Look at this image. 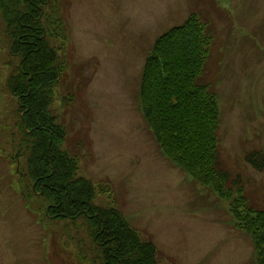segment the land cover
Masks as SVG:
<instances>
[{"label":"rangeland","instance_id":"374dc122","mask_svg":"<svg viewBox=\"0 0 264 264\" xmlns=\"http://www.w3.org/2000/svg\"><path fill=\"white\" fill-rule=\"evenodd\" d=\"M67 67L52 109L67 128L64 144L79 156V175L111 192L114 205L158 264H254L251 236L236 227L229 201L193 179L160 148L139 101L145 58L159 35L196 12L214 42L204 79L220 108L223 167L240 176L249 205L264 208V168L246 161L264 153V0H60ZM19 61L0 9V264H104L92 223L54 219L44 198L26 195L22 128L6 87ZM17 138L13 146L14 138Z\"/></svg>","mask_w":264,"mask_h":264},{"label":"trees","instance_id":"16d2710c","mask_svg":"<svg viewBox=\"0 0 264 264\" xmlns=\"http://www.w3.org/2000/svg\"><path fill=\"white\" fill-rule=\"evenodd\" d=\"M0 9L10 50L19 57L6 87L16 100L22 128L13 146L19 156L29 152L25 159L32 184L25 194L44 198L54 219L83 217L92 223L90 234L104 264H158L156 245L143 240L121 210L94 203L98 191L111 192L109 186L79 175V155L64 146L67 128L52 109L55 87L67 67V29L57 4L0 0ZM213 42L210 21L194 12L159 35L145 58L139 101L165 155L229 201L236 227L252 238L254 264H264V208L249 205L242 178H233L220 160L218 95L204 79ZM245 158L257 170L264 168L262 151H250Z\"/></svg>","mask_w":264,"mask_h":264},{"label":"flooded vegetation","instance_id":"af4514ba","mask_svg":"<svg viewBox=\"0 0 264 264\" xmlns=\"http://www.w3.org/2000/svg\"><path fill=\"white\" fill-rule=\"evenodd\" d=\"M54 2L57 4V6H58V8H59V10H60V4H61V2H60V0H54ZM49 5V4H48ZM47 5V6H48ZM45 12V11H44ZM60 12H61V10H60ZM62 14V13H61ZM62 17H63V15H62ZM39 27H41V26H39ZM11 53H12V51H11ZM81 218V217H80ZM79 219V218H78ZM72 220H74V221H76L75 219H72Z\"/></svg>","mask_w":264,"mask_h":264}]
</instances>
